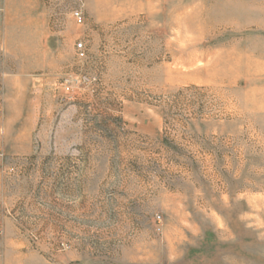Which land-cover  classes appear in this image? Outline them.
Instances as JSON below:
<instances>
[{"label": "rangeland", "instance_id": "rangeland-1", "mask_svg": "<svg viewBox=\"0 0 264 264\" xmlns=\"http://www.w3.org/2000/svg\"><path fill=\"white\" fill-rule=\"evenodd\" d=\"M0 264H264V0H0Z\"/></svg>", "mask_w": 264, "mask_h": 264}, {"label": "built area", "instance_id": "built-area-1", "mask_svg": "<svg viewBox=\"0 0 264 264\" xmlns=\"http://www.w3.org/2000/svg\"><path fill=\"white\" fill-rule=\"evenodd\" d=\"M75 17H78V13L74 14ZM76 51L78 53L79 56L83 55L84 52V48H83V44L81 42L76 44Z\"/></svg>", "mask_w": 264, "mask_h": 264}]
</instances>
